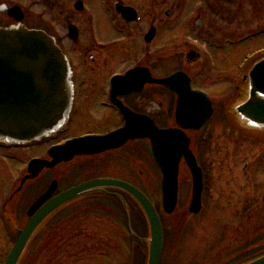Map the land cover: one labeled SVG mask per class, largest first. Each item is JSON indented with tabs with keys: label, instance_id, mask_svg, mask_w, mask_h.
<instances>
[{
	"label": "flooded vegetation",
	"instance_id": "obj_1",
	"mask_svg": "<svg viewBox=\"0 0 264 264\" xmlns=\"http://www.w3.org/2000/svg\"><path fill=\"white\" fill-rule=\"evenodd\" d=\"M46 8L48 15L43 21L37 17L27 21L25 14L22 23L43 30L66 57L74 86L73 108L66 130L52 140L27 147L0 145V230L1 226L6 228L8 236V242L0 238V264L5 263L26 223L29 207L51 185H55L52 197L68 189V163L63 162L42 170L34 180L22 183L28 175L29 161H51L47 151L69 139L104 136L120 129L124 124L121 109L148 117L158 127L174 125L176 96L157 82L174 72H184L190 78L191 88L206 93L213 107V99L200 78L207 70H216L212 67L216 54L224 53L225 63L240 43L251 44L264 39V0H94L92 4L91 0H47ZM1 22L8 24L10 20L0 11ZM262 49L264 47L245 54L242 59L245 56L251 59L242 68L237 64L236 83L231 85L235 93L232 100L237 106L246 100L250 69L264 59V52H259ZM253 52L256 55L253 56ZM171 61L176 62V67L164 70L163 65ZM192 64L196 67L189 71ZM126 76L127 86L121 85V79ZM194 78H199L198 85ZM75 125L88 127L89 131L68 137ZM252 133L241 132L237 150L226 149L224 160L237 158L240 184L264 185V134ZM33 149L39 150L30 154ZM10 160L20 165L13 173L8 170ZM260 172L262 175L258 176ZM44 178L43 190L35 192L33 200L31 197L27 201L33 193V185L29 184L35 182L36 185ZM242 200L238 219H246L249 226L229 240L227 236L218 240L216 250L219 252H226L229 241L239 249L257 250L264 244V238L260 239L264 233L259 230L264 198L247 196ZM24 201L30 204L21 221L18 202L24 204ZM64 208L67 206L58 209L47 221ZM221 263L227 264V257Z\"/></svg>",
	"mask_w": 264,
	"mask_h": 264
},
{
	"label": "rangeland",
	"instance_id": "obj_2",
	"mask_svg": "<svg viewBox=\"0 0 264 264\" xmlns=\"http://www.w3.org/2000/svg\"><path fill=\"white\" fill-rule=\"evenodd\" d=\"M92 2L94 0H91V4ZM46 3L47 0H0V4L20 6L27 21L32 17L43 21L48 15ZM94 10L96 11V5ZM261 47H264V39L251 44L240 43L227 63H224V53L216 54L212 62V67L216 70H207L200 78L206 92L216 101V112L201 131L188 135L191 140L190 148L204 169L202 208L198 216L188 213L191 179L183 162L179 171L176 210L171 215L161 212V177L152 163L150 148L146 142H133L121 150L99 157L76 158L67 166L68 184H77L96 177L124 180L139 188L153 202L159 209L164 227L165 241L161 264H217L222 261L232 251L222 253L215 250L218 240L224 236L231 238L249 226L246 225V219H238L242 213V199L247 196L263 198L264 185L240 184V164L237 158L228 162L224 160L226 149L237 150V136H230V140L224 137L225 131L229 130L228 134H235L237 130L231 122L230 113H227V105L235 96L231 81L236 83L237 64L242 57ZM176 65V62L171 61L165 63L162 68L169 71ZM193 67L196 66L192 64L188 70L192 71ZM194 79L196 83L199 82V78ZM88 131V127L75 125L67 136ZM36 150L39 149L31 150L30 154L37 153ZM18 168V163L12 160L8 162L9 173ZM262 173H258V176ZM45 180L46 178L40 180L36 185L35 182L29 184L33 185V193L28 196L27 201L34 197L35 192L39 193L44 188ZM125 199L131 203L129 198ZM27 201H24V204L18 202V217H21V221H24V212L29 203ZM122 213L121 207L119 211V207L103 195L71 205L62 213V218L50 220L40 227L26 251L24 261H37L39 264H145L146 254L142 247L144 244L137 248L130 240L135 238L141 242L145 235L148 238L145 222L134 209L129 211L127 221ZM260 213L259 230L262 234V207ZM249 224L251 226V223ZM0 232V238L8 242L6 228L1 226Z\"/></svg>",
	"mask_w": 264,
	"mask_h": 264
},
{
	"label": "water",
	"instance_id": "obj_3",
	"mask_svg": "<svg viewBox=\"0 0 264 264\" xmlns=\"http://www.w3.org/2000/svg\"><path fill=\"white\" fill-rule=\"evenodd\" d=\"M80 8V3L77 4ZM18 24L0 28V144L26 145L53 137L61 132L72 107L73 86L67 60L54 41L42 31L20 24L22 13L18 7L5 10ZM246 101L234 111L242 126L264 132V61L256 64L248 74ZM128 77L121 79L126 85ZM178 97L176 124L182 130H199L211 116L206 96L190 90L189 79L175 74L160 82ZM124 126L104 137H87L67 142L49 151L51 163L33 161L28 173L35 178L43 168L69 162L76 156L97 155L121 148L129 141L148 140L152 156L161 176V206L171 214L177 202L179 163L183 159L192 180L189 212L200 211L202 174L188 149L184 133L174 129H157L145 117L121 109ZM243 124L241 123V121ZM25 179V180H26ZM55 185L28 210L29 217L10 251L5 264H17L36 229L61 206L103 188L124 192L144 214L150 238L147 241L146 264H159L163 233L158 214L150 201L135 187L117 180L94 179L58 194L44 205L54 192ZM264 264V256L249 263Z\"/></svg>",
	"mask_w": 264,
	"mask_h": 264
}]
</instances>
